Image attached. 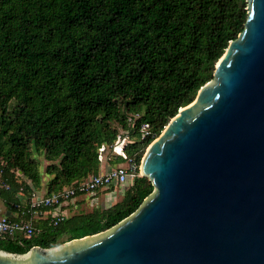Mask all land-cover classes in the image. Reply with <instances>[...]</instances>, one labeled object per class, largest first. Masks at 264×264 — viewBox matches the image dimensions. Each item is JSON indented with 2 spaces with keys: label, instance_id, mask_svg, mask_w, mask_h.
Masks as SVG:
<instances>
[{
  "label": "trees",
  "instance_id": "16d2710c",
  "mask_svg": "<svg viewBox=\"0 0 264 264\" xmlns=\"http://www.w3.org/2000/svg\"><path fill=\"white\" fill-rule=\"evenodd\" d=\"M247 17L246 0H0V182L8 186L0 196L9 208L24 221L49 211L33 209L32 194L51 196L99 174L100 148L121 132L131 137L127 159L140 167L151 143L212 80ZM39 156L49 163L45 187ZM114 156L106 154L111 165H126ZM153 191L138 176L116 204L56 226L51 217L32 219V237L0 239V250L24 255L100 234Z\"/></svg>",
  "mask_w": 264,
  "mask_h": 264
},
{
  "label": "water",
  "instance_id": "95a60500",
  "mask_svg": "<svg viewBox=\"0 0 264 264\" xmlns=\"http://www.w3.org/2000/svg\"><path fill=\"white\" fill-rule=\"evenodd\" d=\"M147 148L154 191L114 228L0 264H264V0Z\"/></svg>",
  "mask_w": 264,
  "mask_h": 264
},
{
  "label": "built area",
  "instance_id": "2783aa9c",
  "mask_svg": "<svg viewBox=\"0 0 264 264\" xmlns=\"http://www.w3.org/2000/svg\"><path fill=\"white\" fill-rule=\"evenodd\" d=\"M134 122V120H129ZM142 138H146L150 134V126L144 124L141 127ZM131 143V137L129 132H121L112 147H107L103 145L100 148V161L104 162L106 160V153L111 149L114 155H121L127 160V164L123 166H118L115 169L110 170L105 174L92 175L88 179L75 182L70 187H67L55 193L51 196H41L39 193L35 192L32 194L31 206L33 209H39L41 207H46L49 211L45 212L52 218V223L56 226L61 221L66 219L63 214H54L53 210H58L66 203L72 202L78 194H95L100 189H115L125 185L130 179L135 180L140 175V167L134 159H127L125 149L128 144ZM118 146H121V151H118ZM3 171L0 168V177ZM1 188L8 189V186L0 182ZM36 230L33 226L32 221L27 220H16L8 216L0 217V239H6L7 237H12L17 234H23L25 237L30 238L35 234Z\"/></svg>",
  "mask_w": 264,
  "mask_h": 264
},
{
  "label": "rangeland",
  "instance_id": "374dc122",
  "mask_svg": "<svg viewBox=\"0 0 264 264\" xmlns=\"http://www.w3.org/2000/svg\"><path fill=\"white\" fill-rule=\"evenodd\" d=\"M107 157H111L112 159L115 157L112 149L109 150L107 153ZM40 161V171L43 174V186L45 187L49 178L45 174L46 167L49 165V163L44 159L43 156L38 157ZM127 164V163H126ZM133 183V180L130 179L125 185L122 186V188H117L114 193H111L110 189H100V191L96 194H88L82 197H78V210H74L71 214L69 213V216L74 215L79 212H91L93 209L100 208H108L117 202L121 201L124 196L125 189L130 187ZM68 216V217H69Z\"/></svg>",
  "mask_w": 264,
  "mask_h": 264
},
{
  "label": "crops",
  "instance_id": "0c3cea01",
  "mask_svg": "<svg viewBox=\"0 0 264 264\" xmlns=\"http://www.w3.org/2000/svg\"><path fill=\"white\" fill-rule=\"evenodd\" d=\"M117 167L118 166L111 165L108 160H105L101 164V168H100L99 174H105V173L109 172L110 170L115 169ZM115 190L116 189H114V191H109V192L114 193ZM46 193H47V190L44 189V190L40 191L39 194L41 196H46ZM78 199H74L72 202L66 203L62 207H60L58 210H53L52 212L54 214H63L67 218L69 216V213L71 214L75 209L78 210V208H79L78 201H77ZM23 201L26 203L27 199H23ZM3 216H8V217H11V218H14V219L18 218L20 220H23L21 218V216L19 215V213L16 212L15 210H11L9 208V206L7 205V203L0 196V217H3ZM47 217H51V216L46 214V213H44V214H41V215L40 214H33L30 219H28L27 217L26 218H27V220H31L32 221V219L33 220L40 219V218L46 219Z\"/></svg>",
  "mask_w": 264,
  "mask_h": 264
},
{
  "label": "bare ground",
  "instance_id": "6f19581e",
  "mask_svg": "<svg viewBox=\"0 0 264 264\" xmlns=\"http://www.w3.org/2000/svg\"><path fill=\"white\" fill-rule=\"evenodd\" d=\"M120 147H121V146H118V151L120 150Z\"/></svg>",
  "mask_w": 264,
  "mask_h": 264
}]
</instances>
